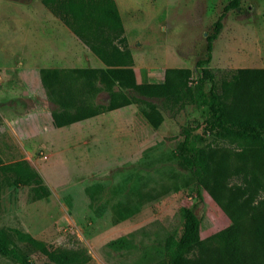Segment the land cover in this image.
I'll list each match as a JSON object with an SVG mask.
<instances>
[{
  "label": "rangeland",
  "instance_id": "1",
  "mask_svg": "<svg viewBox=\"0 0 264 264\" xmlns=\"http://www.w3.org/2000/svg\"><path fill=\"white\" fill-rule=\"evenodd\" d=\"M115 1L136 81L158 83L168 67H187L196 75L205 37L229 0ZM50 18L41 0H0V157L4 163L27 160L50 191L32 201L28 186L2 184L0 228H17L52 248H84L90 256L86 264H165L160 251L166 237L180 233L184 208L200 219L202 239L225 228L228 215L207 190L196 196L195 180L175 152L183 129L203 119L196 105L169 108L159 99L123 90L159 109L163 120L158 128L141 117L145 104L135 102L65 126L53 125L51 114L58 106L46 97L39 70L30 69L32 64L45 65L43 59L66 43L61 36L49 37L53 29L40 27V19ZM53 21L72 35L68 42H74V67L95 64L86 48L76 47L71 31ZM209 66L218 91L228 71L264 68V0H240L239 8L225 14ZM85 97L99 106L109 98L103 87ZM194 132L201 133V128ZM220 142L202 133L199 145ZM231 181L239 183L238 178ZM86 188L95 197L93 205ZM134 189L155 197L132 217L113 223L111 204L134 198ZM120 236L129 238L128 247L106 246ZM28 255L33 264H52L38 252ZM0 264L17 263L0 254Z\"/></svg>",
  "mask_w": 264,
  "mask_h": 264
},
{
  "label": "trees",
  "instance_id": "2",
  "mask_svg": "<svg viewBox=\"0 0 264 264\" xmlns=\"http://www.w3.org/2000/svg\"><path fill=\"white\" fill-rule=\"evenodd\" d=\"M41 2L103 65L39 70L46 97L58 106L51 114L55 127L135 102L145 104L140 109L141 117L158 128L163 120L159 109L140 97L126 95L123 90L159 99L169 108L194 104L202 109V121L183 129L175 152L179 164L195 180L196 196L200 198L202 190H207L230 222L202 239L200 219L192 209L184 208L180 233L166 237L160 251L165 264H264V68L230 70L221 78L218 91L209 66L223 17L239 8L240 0H229L222 6L205 37L204 55L195 62L196 75L187 67H168L163 71V81L158 83L136 81L134 60L126 46L115 0ZM101 87L109 96L108 102L101 106L91 104L85 94ZM198 128L201 133L194 132ZM202 133H211L225 145H199ZM233 178H238L239 183H230ZM4 183L28 186L32 201L50 194L38 172L25 159L4 163L0 157V187ZM134 191V198L111 204L113 223L132 217L155 197L148 190ZM86 192L93 205L95 197L89 188ZM129 245L126 236L106 243L117 250ZM31 250L52 264H86L90 260L84 248H52L17 228H0L1 255L17 264H33L28 255Z\"/></svg>",
  "mask_w": 264,
  "mask_h": 264
},
{
  "label": "crops",
  "instance_id": "3",
  "mask_svg": "<svg viewBox=\"0 0 264 264\" xmlns=\"http://www.w3.org/2000/svg\"><path fill=\"white\" fill-rule=\"evenodd\" d=\"M52 16L54 19H52V18L40 19V20H43L40 23V27L48 29L49 31H51V29H53L54 32H53V34L50 32L49 37H53L52 39H55V37L57 38V37L61 36L66 41V43H63V47H62L61 51H59L58 53L51 52L52 55H48L43 59L45 65L41 66V64H39V63L35 64V65L32 64L31 66L34 68H30V69L40 70L41 68H81V67H74V42L72 43L73 45L69 44V42H68V39L69 38L71 39L70 36H72V35H69L70 33H67V31H65V30L63 31L62 27L59 24H57L55 21H53V20H59V19L57 17H55L53 14H52ZM60 24H63V23L61 22ZM71 34H73V33L71 32ZM73 36L76 38V36L74 34H73ZM75 40H77L76 45L78 44V46H76V47H78L79 50L83 51L84 48H86L88 50V48L85 45H83L77 38ZM49 42L51 43L52 40L50 39ZM86 49H84V50H86ZM88 52L90 54H92L89 50H88ZM84 55H85V53H84ZM81 57L82 56H80V57L78 56L76 59L81 60ZM94 57L95 56L92 54L90 57V60H92L95 64H93L89 67H101V66H103L102 63L95 57L98 60V62H97L94 59ZM35 61H37V59H35ZM247 68H260V67L252 66V67H247Z\"/></svg>",
  "mask_w": 264,
  "mask_h": 264
}]
</instances>
